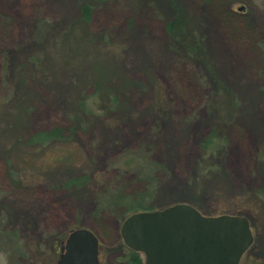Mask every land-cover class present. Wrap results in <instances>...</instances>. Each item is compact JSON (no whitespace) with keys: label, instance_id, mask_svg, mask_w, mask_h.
Returning <instances> with one entry per match:
<instances>
[{"label":"rangeland","instance_id":"rangeland-1","mask_svg":"<svg viewBox=\"0 0 264 264\" xmlns=\"http://www.w3.org/2000/svg\"><path fill=\"white\" fill-rule=\"evenodd\" d=\"M178 2L235 111H198L171 74L169 0H0V264H56L76 228L99 239V264H144L120 235L142 210L124 208L176 203L245 217L239 264H264V0ZM157 80L174 88L162 111Z\"/></svg>","mask_w":264,"mask_h":264},{"label":"water","instance_id":"water-1","mask_svg":"<svg viewBox=\"0 0 264 264\" xmlns=\"http://www.w3.org/2000/svg\"><path fill=\"white\" fill-rule=\"evenodd\" d=\"M120 235L143 255L144 264H239L254 239L245 217L205 216L185 203L133 213ZM98 255L97 236L76 228L67 234L56 264H99Z\"/></svg>","mask_w":264,"mask_h":264},{"label":"trees","instance_id":"trees-1","mask_svg":"<svg viewBox=\"0 0 264 264\" xmlns=\"http://www.w3.org/2000/svg\"><path fill=\"white\" fill-rule=\"evenodd\" d=\"M169 2L172 13L169 14V17L163 18L161 24L166 39V49L174 56V66L171 69V74L177 77V79L183 84L181 90H183L187 96H194L193 101L197 104L198 111L200 108H203L206 111L218 112L221 104H226L230 107L231 111H235L239 108V103L234 93L224 83H221L212 72L211 63L209 62L207 51H205V48H207L205 40L206 35H204L202 31L200 34L191 26L189 16L183 10L178 0H169ZM80 8L82 12L80 18L84 21H88L92 10L91 4L88 2H82L80 3ZM40 21L48 23L47 19H41L38 20L37 24H39ZM157 81L154 82L156 84L153 85L154 88L152 89V93L154 94V104L158 110L162 111V109L165 108L163 106L167 101L166 109H169L168 101L170 100L172 104V93L174 88H172L170 84H167V82L164 84V82ZM187 83L189 85L186 86ZM229 95L231 97L224 100L226 96ZM166 98L167 100H165ZM232 118L233 115L226 119L225 124L224 122L222 124L219 123L221 126L218 127L217 125L215 130L218 132V128L230 125ZM56 132L57 130L42 132L40 135L48 138L49 136L55 135ZM214 138L215 137L206 138L201 141L202 148L208 147L213 141L216 150L218 145H216L217 142L213 140ZM224 141L226 142L227 140L224 139ZM158 167H162V165L159 166L154 164L151 167V170ZM113 199L114 198L111 197V199L108 200V203H111ZM108 203L107 205L110 206V203ZM124 209L126 212L129 211L130 213L139 210H151V208L142 207L140 204L129 205ZM131 253L132 256L135 257L134 254L136 253L132 251Z\"/></svg>","mask_w":264,"mask_h":264}]
</instances>
